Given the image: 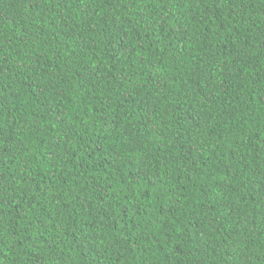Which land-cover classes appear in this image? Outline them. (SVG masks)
Masks as SVG:
<instances>
[{
  "label": "trees",
  "instance_id": "trees-1",
  "mask_svg": "<svg viewBox=\"0 0 264 264\" xmlns=\"http://www.w3.org/2000/svg\"><path fill=\"white\" fill-rule=\"evenodd\" d=\"M0 264H264V0H0Z\"/></svg>",
  "mask_w": 264,
  "mask_h": 264
}]
</instances>
